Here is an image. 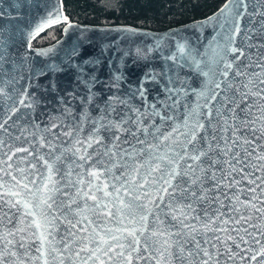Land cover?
I'll list each match as a JSON object with an SVG mask.
<instances>
[{
	"label": "snow or ice",
	"instance_id": "6c2138e0",
	"mask_svg": "<svg viewBox=\"0 0 264 264\" xmlns=\"http://www.w3.org/2000/svg\"><path fill=\"white\" fill-rule=\"evenodd\" d=\"M66 19L53 9L19 32L31 47ZM209 25L203 52L177 40L179 56L167 58L206 78L195 101L176 72L160 107L141 111L114 94L91 117L96 77L81 75L79 120L68 106L73 122L49 114L42 127L20 113L35 110L34 93L17 100L0 87V264H264V0H226L197 26ZM10 47L0 27V84L16 82L3 79L18 67ZM147 91L142 78L134 94L147 101Z\"/></svg>",
	"mask_w": 264,
	"mask_h": 264
},
{
	"label": "water",
	"instance_id": "95a60500",
	"mask_svg": "<svg viewBox=\"0 0 264 264\" xmlns=\"http://www.w3.org/2000/svg\"><path fill=\"white\" fill-rule=\"evenodd\" d=\"M225 2L226 0L205 17L153 31L128 24L90 25L70 21L63 11L61 0H40V4L47 7L23 9L13 7L17 5L18 0H0V11L5 14L0 18V27L5 36H11V55L8 59L10 62L15 60L18 66L14 72L10 71L9 75L3 78L7 81L14 77L16 82L3 83L0 87H5V91L10 94L15 89L17 100L24 88L28 89L29 94L34 93L40 101L35 106V110L21 108L20 113H30L27 118L35 119L42 127L48 123L49 114L60 116L69 123L73 122V116L79 120V114L84 111L88 100V88L77 79V76L81 75L85 80L96 77L91 87L95 95L92 103L87 104L91 117L101 115L102 109L109 102V97L114 94L126 98L130 105L141 111H144L146 103L148 105L156 103L157 107H160L157 101L165 99L163 86L168 84L167 76L176 72H179L180 78L184 80V85H180L177 81L176 86L185 87L189 93L187 99L195 101L192 90H199L206 78L195 69L194 65L181 61L185 66L178 67L176 62L167 58L174 53L179 56L176 50L177 40L181 42L187 40L192 47L203 52L204 46L214 32L211 25L201 28L197 26L198 22L213 16ZM53 9L67 18L66 21L61 20L60 23L55 24L61 25L60 36L49 44L29 47L27 36L20 34L19 30L25 28L29 21L36 23L40 16ZM259 19L256 18L257 21ZM249 23L247 17L242 21L244 26H248ZM237 46H240L239 42ZM46 49L51 51L46 55L39 54ZM5 67L10 69L11 63ZM78 68L83 71H78ZM41 72L44 74L40 75ZM121 73L123 80L119 82V87H115L114 76ZM146 73L147 78H145ZM154 74L155 80L151 79ZM142 78L145 79V87L148 90L147 101L141 98L138 92L134 94ZM53 83L56 85L55 90L52 89ZM68 93H73V96H69ZM61 97L65 101L63 104ZM4 103L11 104V101L5 100ZM68 106L72 107L73 116L63 115L65 107ZM117 111L122 115L123 111L131 112V108L126 109L124 105H119ZM115 118L119 119V116ZM133 118H135L134 114ZM90 127L89 125L88 130ZM3 136L4 133L0 131V137ZM259 259L261 258L258 257Z\"/></svg>",
	"mask_w": 264,
	"mask_h": 264
},
{
	"label": "trees",
	"instance_id": "16d2710c",
	"mask_svg": "<svg viewBox=\"0 0 264 264\" xmlns=\"http://www.w3.org/2000/svg\"><path fill=\"white\" fill-rule=\"evenodd\" d=\"M225 0H61L70 21L90 25L128 24L163 30L207 16ZM61 25L45 29L32 46L49 44L60 36Z\"/></svg>",
	"mask_w": 264,
	"mask_h": 264
}]
</instances>
